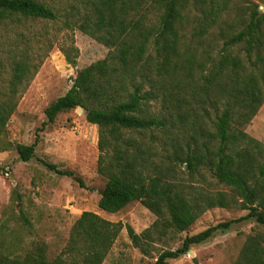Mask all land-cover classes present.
Instances as JSON below:
<instances>
[{
  "label": "trees",
  "instance_id": "obj_1",
  "mask_svg": "<svg viewBox=\"0 0 264 264\" xmlns=\"http://www.w3.org/2000/svg\"><path fill=\"white\" fill-rule=\"evenodd\" d=\"M231 1L75 0L68 12L78 13L67 20L68 28L111 51L77 73L71 90L45 110L46 124L81 107L99 127L98 173L106 180L99 208L117 214L140 202L157 217L142 234L128 229L134 247L149 255L152 244L187 232L214 208L248 211L186 237L154 264L179 259L248 220L258 229L234 264H264V144L245 132L264 103V13L253 5L244 27L232 34L225 22ZM192 3L200 13H191ZM22 18L60 16L40 0H0V24ZM31 67L29 59L16 62L14 96ZM13 98L0 102V138L15 112ZM36 146L18 145L21 159L31 161ZM214 183L227 191L210 189ZM124 228L87 211L56 258L49 259L46 243L37 241L24 256L0 251V264H104Z\"/></svg>",
  "mask_w": 264,
  "mask_h": 264
},
{
  "label": "rangeland",
  "instance_id": "obj_2",
  "mask_svg": "<svg viewBox=\"0 0 264 264\" xmlns=\"http://www.w3.org/2000/svg\"><path fill=\"white\" fill-rule=\"evenodd\" d=\"M40 1L56 8L60 18L56 21L22 18L0 24V102L13 96L16 107L0 138V251L24 256L32 243L42 241L47 245L49 259H54L68 245L76 221L89 211L125 226L104 264H154L162 251L177 250L186 237L245 217L248 211L240 208H214L187 232L152 244L149 255L134 247L128 229L142 234L157 217L140 202L117 214L99 208L106 186V180L98 173L99 127L87 121L86 111L78 109L61 113L54 123L46 124L48 106L71 90L80 70L105 59L111 49L80 29L66 26L71 16L78 15L68 13L75 0ZM255 4L264 13V0L230 2L231 11L225 22L232 27V34L244 27ZM191 13H200L193 3ZM226 29L229 30L228 26ZM222 46L220 41L219 47ZM64 50L75 57V65L67 61ZM241 55L244 56L243 51ZM27 59L31 71L14 96L15 64ZM245 132L264 144V103ZM36 142L35 157L23 161L18 145L31 146ZM45 162L70 175L58 174ZM183 176L188 178L187 174ZM210 189L227 191L215 183ZM257 229L252 220L236 223L226 233L219 232L168 264H234L247 237Z\"/></svg>",
  "mask_w": 264,
  "mask_h": 264
},
{
  "label": "water",
  "instance_id": "obj_3",
  "mask_svg": "<svg viewBox=\"0 0 264 264\" xmlns=\"http://www.w3.org/2000/svg\"><path fill=\"white\" fill-rule=\"evenodd\" d=\"M79 111L85 112V110L83 108H78Z\"/></svg>",
  "mask_w": 264,
  "mask_h": 264
}]
</instances>
